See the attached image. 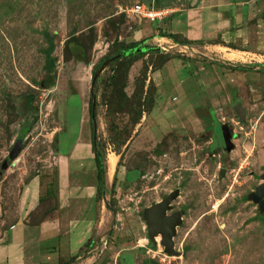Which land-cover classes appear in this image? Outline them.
Returning a JSON list of instances; mask_svg holds the SVG:
<instances>
[{"label": "rangeland", "instance_id": "1", "mask_svg": "<svg viewBox=\"0 0 264 264\" xmlns=\"http://www.w3.org/2000/svg\"><path fill=\"white\" fill-rule=\"evenodd\" d=\"M159 1L0 0V235L18 218L17 206L32 178H55L49 150L58 131L59 136L65 132V102L78 89L92 106L85 129L101 156L107 192L90 205L96 212L78 211L72 233L41 238L30 229L23 243L24 264H124L122 257L129 264L145 259L158 264H264V212L247 198L263 180L264 66L255 60L264 54L178 45L167 36L172 33L168 23L176 17V40L183 41L187 14L172 9L182 0H162V7ZM149 2L172 12L158 21L132 11ZM141 25L151 29L144 41L135 36ZM45 33L55 40L57 67L52 71L46 69ZM153 35L159 38L152 41ZM139 40L138 48L147 55L133 60L128 73L121 72L115 91L107 84L116 73L112 64L130 55L117 52L120 44ZM225 44L238 48L234 42ZM254 46L256 41L249 45ZM115 55L120 57L110 60ZM122 87L133 97L131 114L117 112L115 94ZM125 101L122 107L128 110ZM239 101L246 111L243 120L235 109ZM78 105L75 98L67 149L77 136ZM218 127L232 129L227 151L221 134L215 136ZM18 138L23 146L10 159ZM84 170L85 182L98 183V168L85 163ZM175 190L179 195L172 206L183 216L176 252L168 254L160 235L155 243L149 237L146 209ZM104 201L111 213H100ZM86 216L93 219L82 221Z\"/></svg>", "mask_w": 264, "mask_h": 264}, {"label": "crops", "instance_id": "2", "mask_svg": "<svg viewBox=\"0 0 264 264\" xmlns=\"http://www.w3.org/2000/svg\"><path fill=\"white\" fill-rule=\"evenodd\" d=\"M176 3H173V11L176 13L184 11L188 19V25L185 27L182 37L193 42L192 44H183L184 47L196 49L198 45H201V48L204 46L205 49L214 50V52L220 48L263 56L264 0H182ZM150 4L153 5L152 3ZM196 12H203V14L196 16ZM175 19L176 17L173 16L168 23L172 33L178 32L174 25ZM160 20L162 19H158V21ZM193 23L196 24L195 28ZM251 24L255 25L252 27ZM150 31L149 26L141 25L136 29L135 36L141 39L150 35ZM157 38L159 37L153 35L152 41ZM255 41L257 46L249 47L251 43L255 44ZM225 42H234L238 48L226 45ZM196 43H198L197 46L194 45ZM177 44L181 45L178 42ZM201 54L207 57L212 55L208 52H201ZM225 54L230 55L231 53ZM255 62L264 65V59H256ZM83 93L78 89L77 93L71 92L68 95L63 110V117L66 121L65 128L63 127L65 132L59 136L58 131L56 145L49 150L55 160L57 203L52 202V207L47 206L50 205L49 202L40 203V196L43 192V190L41 191V176L33 177L31 182L25 187L21 201L17 206L20 210L18 218L0 235V264L25 263L26 245L23 243L26 235L30 234V229L39 233L41 238H44L46 233L48 235H53L52 233L57 235L59 233V236L62 235L63 231V233H72L75 222L80 220L78 211L82 210L83 207L86 211H90V205L96 203L98 183L96 181L85 182L86 179H84L88 176L85 173L84 164L86 163L91 167V170H94L96 168V159L91 144L92 141L88 140L85 129L87 120H90L91 111L90 108L88 111V107H90L89 98L86 99V95H83ZM75 98L79 100L76 113L78 115L76 122L78 132L72 147L67 149L65 142L69 139L70 132L73 131L70 123L72 122V101ZM114 168L115 166L112 171ZM112 171L108 175L107 187L110 185V179L113 175ZM104 193L107 194L105 190L103 195ZM106 199L107 197L105 196ZM93 211L96 212L95 207L90 212ZM106 211L111 213L108 210L106 201H104L100 213L103 214ZM34 216H38V221H36ZM84 218L85 221L93 219L90 216H86L82 217V221ZM34 220L35 222H32Z\"/></svg>", "mask_w": 264, "mask_h": 264}, {"label": "trees", "instance_id": "3", "mask_svg": "<svg viewBox=\"0 0 264 264\" xmlns=\"http://www.w3.org/2000/svg\"><path fill=\"white\" fill-rule=\"evenodd\" d=\"M160 3V7H162V0L159 1ZM148 5L151 6L150 3H147ZM158 6V7H159ZM46 35V39L48 41V47L45 49V54H46V69L48 71H52L57 67V59L54 56V50H55V40L53 38V36L50 33H45ZM164 36V35H162ZM166 36V35H165ZM170 38H173L176 42H181L182 44H192V41H189L188 39L183 38L184 40L182 41H178L176 33H171L169 35ZM179 38V37H178ZM142 41H144V39H141ZM142 41H133L131 43L128 44H124L121 43L120 44V48L117 52H121V51H130V55L127 56L125 54L122 55L121 58L117 59L116 61H114V63L112 64V68H114V70H116V73L114 72L111 77L109 78V81L107 82V84L110 87L115 88V91H118V86L121 84L120 82V78L122 76V73H128L129 71V64H131V62L133 60H136L138 58H141L145 55H147V52L145 51H141L138 50V46L140 45V42ZM116 52V53H117ZM169 56L164 55V58H168ZM103 60V59H102ZM115 64V65H114ZM238 69V68H237ZM241 70L244 71H249L250 69H246V68H242ZM134 96V95H133ZM111 97H114V95H111ZM115 98L117 99V106L119 107V109L117 110V112H119L120 110L123 112H129L130 114L132 113V111H135V107H134V102L132 101L133 97H129L127 95V93L124 91V87H122V91L121 92H117L115 94ZM110 99V97H109ZM108 99V100H109ZM107 100V101H108ZM126 102V106L129 108L128 110H125L123 106L124 101ZM110 105L112 106V101H109ZM128 103V104H127ZM90 111H92V106H90ZM137 114L139 115L140 112L137 111ZM136 116L133 122H137L139 116ZM25 132H23L21 135L24 136ZM92 148L93 151L95 152V159H96V165L98 168V185H97V197L100 200L103 196V191H104V185H105V171L101 165V156L99 154V152L96 149V145L94 143V139H93V134H92ZM41 183V191L43 190V194L41 193L40 196V203L42 202H49L50 203V207H52V202L57 203V199H58V194L56 191L57 188V178H52V181H45V180H40ZM111 194L113 195V197H115V192L112 190ZM34 213V212H33ZM260 219L262 221H264V214L260 215ZM77 255H75L73 258H76ZM123 258V257H122ZM122 258H120V261L123 262L124 264H129L130 261L127 260L124 261ZM69 262V261H68ZM68 262H63V263H57V264H68ZM143 264H158V261H156L155 259H145L143 261Z\"/></svg>", "mask_w": 264, "mask_h": 264}, {"label": "water", "instance_id": "4", "mask_svg": "<svg viewBox=\"0 0 264 264\" xmlns=\"http://www.w3.org/2000/svg\"><path fill=\"white\" fill-rule=\"evenodd\" d=\"M138 50H140L138 48ZM128 54L130 53L127 52ZM121 55V54H120ZM120 55H115L110 60H114ZM235 109L240 116L241 120L245 119L246 111L242 103L239 101L235 105ZM23 146V139L18 138L14 148L12 149L9 158L14 159L21 151ZM226 148L231 149L232 144L230 139H226ZM5 168L8 167L7 161L3 165ZM262 182L256 186L255 190L247 195L249 200L259 205L260 211L264 212V168L262 173ZM178 191H172L163 200L149 206L146 209V220L149 227V237L152 242H157L156 237L161 236V244L164 246V250L168 254H174L175 251V236L177 234V227L182 223L183 211H178L169 214L168 211L172 209L173 201L178 197Z\"/></svg>", "mask_w": 264, "mask_h": 264}, {"label": "built area", "instance_id": "5", "mask_svg": "<svg viewBox=\"0 0 264 264\" xmlns=\"http://www.w3.org/2000/svg\"><path fill=\"white\" fill-rule=\"evenodd\" d=\"M132 11L139 14L140 16L147 18L149 20L163 19L166 14L172 12V10H159L153 5H148L146 3H139L132 8Z\"/></svg>", "mask_w": 264, "mask_h": 264}, {"label": "flooded vegetation", "instance_id": "6", "mask_svg": "<svg viewBox=\"0 0 264 264\" xmlns=\"http://www.w3.org/2000/svg\"><path fill=\"white\" fill-rule=\"evenodd\" d=\"M262 66H264V65H262ZM261 69H262V68H261ZM252 70H253V69H251V70H249V71H252ZM259 72H262V70L259 71ZM218 128H219V132L217 133V132L215 131V136H216V138H218V137H217L218 134H221L222 139H223V149H224L225 151H227V148H226V139L229 138L230 141H231V137L233 136L232 129H230L229 127H226V128H225V132H223L221 127H218ZM223 133H224V134H223ZM217 140L219 141V139H217ZM172 205H173V203H172ZM178 211H182V210H180V209H178V210H174V209H173V206H172V209L169 210L168 213H169V214H172V213H175V212H178Z\"/></svg>", "mask_w": 264, "mask_h": 264}, {"label": "bare ground", "instance_id": "7", "mask_svg": "<svg viewBox=\"0 0 264 264\" xmlns=\"http://www.w3.org/2000/svg\"><path fill=\"white\" fill-rule=\"evenodd\" d=\"M115 165V161L111 158L110 159V167ZM112 168V167H111Z\"/></svg>", "mask_w": 264, "mask_h": 264}]
</instances>
